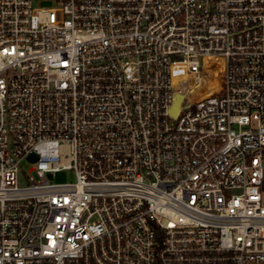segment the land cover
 <instances>
[{
	"label": "built area",
	"instance_id": "2783aa9c",
	"mask_svg": "<svg viewBox=\"0 0 264 264\" xmlns=\"http://www.w3.org/2000/svg\"><path fill=\"white\" fill-rule=\"evenodd\" d=\"M0 264H264V0H0Z\"/></svg>",
	"mask_w": 264,
	"mask_h": 264
},
{
	"label": "rangeland",
	"instance_id": "374dc122",
	"mask_svg": "<svg viewBox=\"0 0 264 264\" xmlns=\"http://www.w3.org/2000/svg\"><path fill=\"white\" fill-rule=\"evenodd\" d=\"M40 5L52 6L53 3L47 1V2H43ZM36 6H38V5L36 4ZM198 93H200V92H197L193 95L195 96ZM30 169H31V163L28 160H24L22 162V169H21V178H20L21 184L27 183V181L25 179V174L28 175L30 172ZM74 180H76V176H75V173L73 171H69V170L61 171V172L56 173V175H55V181H57V182H67V181H74Z\"/></svg>",
	"mask_w": 264,
	"mask_h": 264
},
{
	"label": "water",
	"instance_id": "95a60500",
	"mask_svg": "<svg viewBox=\"0 0 264 264\" xmlns=\"http://www.w3.org/2000/svg\"><path fill=\"white\" fill-rule=\"evenodd\" d=\"M182 98H183V96L181 94H176L174 105L171 108V113L173 115H176L178 113L179 108H180V102H181Z\"/></svg>",
	"mask_w": 264,
	"mask_h": 264
}]
</instances>
